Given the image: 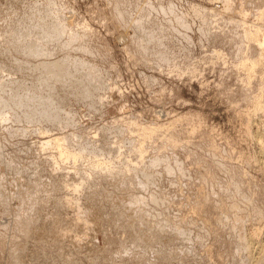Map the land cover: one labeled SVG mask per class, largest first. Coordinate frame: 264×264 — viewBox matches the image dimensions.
<instances>
[{"label": "rangeland", "instance_id": "obj_1", "mask_svg": "<svg viewBox=\"0 0 264 264\" xmlns=\"http://www.w3.org/2000/svg\"><path fill=\"white\" fill-rule=\"evenodd\" d=\"M228 1L0 0V264H264V0Z\"/></svg>", "mask_w": 264, "mask_h": 264}, {"label": "bare ground", "instance_id": "obj_2", "mask_svg": "<svg viewBox=\"0 0 264 264\" xmlns=\"http://www.w3.org/2000/svg\"><path fill=\"white\" fill-rule=\"evenodd\" d=\"M226 1H227V2H230V1H228V0H226ZM237 1H238V0H237ZM239 2H240V1L236 2V4L239 3ZM224 3H226V2H224ZM230 3H231V2H230ZM145 5H146V4H145ZM256 5H257V4H256ZM226 6H227V3H226ZM235 6L237 7V5H235ZM227 7L229 8V6H227ZM43 8H44V7H43ZM225 8H226V7H225ZM237 8H238V7H237ZM44 9H45V8H44ZM194 10H195V8H194ZM229 10H230V9H229ZM225 11H226V10H225ZM162 12H163V11H162ZM210 13H211V12H210ZM212 13H213V12H212ZM13 14H14V13H13ZM213 14H214V13H213ZM3 15H4V14H3ZM48 15H49V14H48ZM57 15H58V14H57ZM228 16H229V15H228ZM230 16H231V15H230ZM231 17H232V16H231ZM231 17H230V18H231ZM8 18H9V17H8ZM8 18H7V19H8ZM42 18H44V17H42ZM57 18H58V17H57ZM0 19H1V18H0ZM45 19H46V18H45ZM66 19H67V18H66ZM228 19H229V17H228ZM3 20H4V19H3ZM3 20H2V21H3ZM38 20H39V19H38ZM41 20H42V19H41ZM43 20H44V19H43ZM61 20H63V18H62ZM68 20H69V19H68ZM68 20H67V21H68ZM242 20H243V17H242ZM58 21H59V20H57V23H53V24H50V23L48 22V23H49V26L46 28V30L49 32V34H50L51 30H52V27H51L50 25H52V26L54 27V24H55V28H57L56 25L61 24V23H58ZM179 21H180V20H179ZM235 21H236V19H235ZM240 21H241V20H240ZM243 21H244V20H243ZM61 22H62V21H61ZM230 22H231V21H230ZM236 22H238V21H236ZM46 24H47V23H46ZM64 24H65V23H64ZM214 24H215V23H214ZM1 25H2V24H1ZM3 25H4V23H3ZM10 25H11V24H10ZM37 25H38V24H37ZM234 25H235V24H234ZM46 26H47V25H46ZM46 26H45V27H46ZM58 26H59V25H58ZM60 26H62V25H60ZM7 27H8V26H7ZM38 27H39V26H38ZM45 27H44V28H45ZM225 27H226V26H225ZM239 27H240V26H239ZM1 28H2V27H1ZM5 28H6V27H5ZM58 28L61 29L62 27H61V28L58 27ZM139 28H140V27H139ZM54 30H55V29H54ZM56 30H57V29H56ZM66 30H67V29H66ZM138 31H139V30H138ZM6 32H7V31H6ZM28 32H29V31H28ZM52 32H53V31H52ZM52 32H51L50 36L52 35ZM130 32H131V31H130ZM144 32H145V31H144ZM254 32H255V31H254ZM2 33H3V32H2ZM43 33H44V32H43ZM46 33H47V32H46ZM54 33H56V35H58V36H59V35L61 36V34H60L61 31H59V30H57L56 32L54 31ZM57 33H58V34H57ZM256 33H257V32H256ZM36 34H37V33H36ZM73 34H74V33H73ZM131 34H132V33H131ZM244 34H247V33H244ZM250 34H251V32H250ZM250 34H249V36H250ZM5 35H6V34H5ZM40 35H42V33H40ZM47 35H48V34H47ZM53 35H55V34H53ZM247 35H248V34H247ZM251 35H252V34H251ZM254 35H255V34H254ZM3 36H4V34H3ZM60 36H59V37H60ZM47 37L50 38L49 36H47ZM59 37H58V38H59ZM253 37H255V36H253ZM58 38H57V40H58ZM245 38H246V37H245ZM32 39H33V38H32ZM61 39H62V36H61V38H60V41H61ZM249 39H250V38H249ZM257 39H258V37H257ZM261 39H262V40H260L261 42H259V43H258V42H255V43H256V44H257V43L259 44V45L257 44L258 47H259L258 49H260V50H261V49L264 50V33H263V36H262ZM22 40H23V39H22ZM36 40H37V39H36ZM36 40L34 41L35 43H36ZM51 40H52V39H51ZM243 40H244V38H243ZM246 40H248V39H245V41H246ZM257 41H258V40H257ZM32 42H33V41H32ZM37 42H38V41H37ZM243 42H244V41H243ZM28 43H29V42H28ZM35 43H34V45H35ZM78 44H79V43H78ZM25 45H27V43H26ZM30 46L33 47V48L37 47L36 45L33 46V43L30 44ZM30 46L28 47V50H30ZM38 46H39V45H38ZM25 48H26V46H25ZM37 48H38V47H37ZM24 51H26V50H24ZM34 51H35V50H34ZM55 51H57V49H56ZM26 52H27V51H26ZM26 52H25V53H26ZM29 53H32V51H31V52L28 51V54H29ZM26 54H27V53H26ZM3 56H4V55H3ZM1 57H2V56H1ZM1 57H0V58H1ZM6 57H7V56H6ZM9 58H10V57H9ZM9 58H8V59H9ZM1 59H2V58H1ZM10 59H11V58H10ZM6 60H7V59H6ZM2 61H3V60H2ZM10 61H11V60H10ZM60 62H62V61H60ZM249 62H251V61H249ZM14 63H15V62H14ZM68 63L70 64L69 61H68ZM246 63H247V62H246ZM45 64H46V63H45ZM48 64H49V63H48ZM8 65H9V63H8ZM64 65H65L64 63H63V64H62V63H61V64H60V63H59V64H49V65L46 64V66H45L44 69H47L46 72H48V73L51 75L50 77L52 78V79H51V78L49 77L48 79H51L52 81H53V79H56V80L59 79V80H60V83H61V82L63 83V81H61V78L63 79L62 76L66 77V76H65V75H66V73H65L66 68L64 67ZM71 65H72V64H71ZM71 65H70V66H71ZM40 66H41V65H40ZM12 67H14V66L12 65ZM6 68H7V67H6ZM9 68H10V67H9ZM41 68H42V67H41ZM11 69H12V68H11ZM14 69H15V68H14ZM15 70H16V69H15ZM23 70H25V69H23ZM44 73H45V72H44ZM73 73H74V72H73ZM30 75H31V74H30ZM47 75H48V74H47ZM47 75H46V76H47ZM48 76H49V75H48ZM29 77H30V76H29ZM32 77H33V76H32ZM32 77H31V78H32ZM44 78H45V77H44ZM46 78H47V77H46ZM64 79H65V78H64ZM32 80H33V79H32ZM45 80H47V79H45ZM56 80L53 81V83L56 82ZM49 81H50V80H49ZM68 81L70 82V80H68ZM68 81H67V82H68ZM50 82H51V81H50ZM40 83H41V82H40ZM44 83H45V82H44ZM44 83H43V84H44ZM53 83H52V84H53ZM65 83H66V81H65ZM49 84L52 85L51 83H49ZM55 84H57V83H55ZM63 84H64V83H63ZM58 85H59V84H58ZM55 86H56V85H55ZM89 89H90V87H89ZM87 91L91 93V90H87ZM92 93H93V92H92ZM49 95H50V94H49ZM1 96H2V95H1ZM56 96H57V95H56ZM56 96H55V98H56ZM48 97H49V96H48ZM48 97H47V98H48ZM51 97H52V96H51ZM61 97H62V96H61ZM16 98H17V97H16ZM37 98H38V97H37ZM44 98H45V97H44ZM47 98H46V99H47ZM63 98H64V97H63ZM97 98H98V97H97ZM34 99H35V98H34ZM34 99H33V100H34ZM50 99H51V98H50ZM2 100H3V99H2ZM2 100H1V101H2ZM51 100H52V99H51ZM89 100H90V99H89ZM4 101H5V99H4ZM13 101H15V100H13ZM30 101H31V100H30ZM34 101H35V100H34ZM48 101H49V100H48ZM91 101H92V100H91ZM97 101H98V99H97ZM6 102H7V101H6ZM9 102H10V101H9ZM41 102H42V101H41ZM58 102H59V101H58ZM67 102H68V101H67ZM93 102H94V101H93ZM93 102H92V103H93ZM99 102H100V101H99ZM26 103H27V102H26ZM33 103H34V102H33ZM62 103H64V102H61V104H62ZM92 103H91V104H92ZM11 104H12V102H11ZM19 104H20V103H19ZM22 104H23V103H22ZM38 104H39V103H38ZM41 104H42V103H41ZM43 104H44V103H43ZM86 104H87V103H86ZM96 104H97V103H96ZM7 105H8V103H7ZM9 105H10V104H9ZM35 105L37 106V104H35ZM39 105H40V104H39ZM47 105H48V104H47ZM63 105H64V104H63ZM15 106H16V105H15ZM15 106H14V107H15ZM42 106H43V105H42ZM65 106H66V105H65ZM65 106H64V107H65ZM9 107H10V106H9ZM11 107H13V106H11ZM25 107H26V106H25ZM39 107H40V106H39ZM47 107H49V106H47ZM52 107H53V106H52ZM5 108H6V107H5ZM16 108H17V107H16ZM20 108H22V107H20ZM49 108H51V107H49ZM0 109H1V108H0ZM38 109H39V108H38ZM44 111H46V109H44L43 112H44ZM41 112H42V111H41ZM35 113H36V112H35ZM54 113H55V112H54ZM5 114H6V113H5ZM46 114H47V113H46ZM48 114H49V113H48ZM52 114H53V113H52ZM52 114H51V115H52ZM49 115H50V114H49ZM55 115H56V114H55ZM46 116H47V115H46ZM57 116H58V115H57ZM31 117H32V116H31ZM52 117H53V116H52ZM55 117H56V116H55ZM65 117H66V116H65ZM57 118H58V117H57ZM51 119H52V118H51ZM70 119H71V118H70ZM70 119H69V120H70ZM6 120H7V119H6ZM56 120L59 121L58 119H56ZM0 121H1V120H0ZM22 121H23V120H22ZM63 122H64V121H63ZM57 123H58V122H57ZM70 123H71V122H70ZM17 124H18V123H17ZM57 126H58V125H57ZM74 127H75V125H74ZM135 127H136V125H135ZM135 127H134V128H135ZM130 128H131V126H130ZM117 130H118V129H117ZM138 130H139V131H136V132H141L140 129H138ZM144 130H145V128H144ZM129 131H131V130H129ZM145 131H146V130H145ZM145 131H144V132H145ZM151 131H152V130H151ZM110 132H111V131H110ZM145 133H146V132H145ZM147 133H148V132H147ZM147 133H146V134H147ZM137 134H139V133H137ZM149 134H150V133H149ZM149 134L147 135L148 137L151 136V135H149ZM109 135H110V134H109ZM139 135H140V134H139ZM141 135H142V133H141ZM120 136H121V135H120ZM144 136H145V135H144ZM147 136H145V137H147ZM140 137H141V136H140ZM140 137H139V138H140ZM148 137H147V138H148ZM257 137H258V136H257ZM141 138H142V137H141ZM141 138H140V139H141ZM258 138H259V137H258ZM258 138H257V144L260 146L259 148H260V150H261V154L263 155V152H262V151L264 150V146L262 145V142L259 141ZM145 139H146V138L142 139V141L145 140ZM150 139H151V137H150ZM253 139H254V138H253ZM255 139H256V138H255ZM62 140H63V142H62ZM62 140H60V139H55V140H53V141H49L48 144L51 143V144L53 145V147H56L55 150L59 151L61 157H62V156H65L64 158H66V159H70V154H71V153L69 154V151H68V150H65V147H63V146H64L66 143H64V142H65L64 139H62ZM115 142H116V140H115ZM144 142H145V141H144ZM147 142H148V141H147ZM63 143H64V144H63ZM111 144H112V143H111ZM116 144H117V143H116ZM120 144H121V143H120ZM138 145H139V144H138ZM138 145H137V146H138ZM141 145H142V144L140 143V146H138L139 149H142V148H140V147H142ZM143 145H144V144H143ZM116 146H117V145H116ZM66 147H67V146H66ZM111 148H112V147H111ZM66 149H67V148H66ZM119 150H120V149H119ZM132 150H133V149H132ZM134 150H138V148H137V149H134ZM67 151H68V152H67ZM98 151H99V150H98ZM70 152H71V151H70ZM128 152H129V151H128ZM138 153H139V152H138ZM73 154H74V153H73ZM81 154H82V152H81ZM89 154H90V153H89ZM97 154H98V153H97ZM139 154H140V153H139ZM71 155H72V154H71ZM74 155H75V154H74ZM141 155H142V154H141ZM83 156H84V155H83ZM263 156H264V155H263ZM81 157H82V156H81ZM137 157H138V156H137ZM71 158H72V157H71ZM74 158H76V157H74ZM74 158H72V159H74ZM140 158H141V156H140ZM161 158H162V157H161ZM161 158H160V159H161ZM76 159H77V158H76ZM88 159H89V158H88ZM88 159H87V160H88ZM80 160H81V158H80ZM84 160H85V159H84ZM89 160H90V159H89ZM89 160H88V162H87V165L85 164V165L87 166L88 171H89V170H90V171H92V170H94V171H101L102 168H104V169H106L105 171L111 172L110 170L107 169V168H109V167H107V166L105 165L104 162H98V161H96L95 159H94V160L92 159L93 161L90 160V162H91V163H90ZM151 160H152V159H151ZM157 160H158V159H157ZM161 160H162V159H161ZM172 160H173V159H172ZM71 161H72V160H71ZM85 161H86V160H85ZM73 162H74V160H73ZM141 162H142V161H141ZM149 162H150V161H148V163H149ZM153 162H154V161H153ZM158 162H160V161H158ZM158 162H157V164H158ZM101 163H102V164H101ZM103 163H104V164H103ZM154 163H155V162H154ZM262 163H264V162H262ZM151 164H152V163H151ZM157 164H156V165H157ZM178 164H179V163H178ZM180 164H181V163H180ZM88 165H89V166H88ZM104 165H105V166H104ZM108 165L110 166V164H108ZM179 166H180V165H179ZM88 167H89V168H88ZM106 167H107V168H106ZM153 167H154V165H153ZM159 167H160V166H159ZM154 168H155V167H154ZM167 168H170V167H167ZM175 168H176V167H175ZM134 169H135V168H134ZM141 169H142V167H141ZM141 169H139V170H141ZM176 169H177V168H176ZM136 170H137V169H136ZM136 170H135V171H136ZM139 170L137 171V172H139V173L135 172V176L138 175L139 180H138L136 177H135V178L138 180V183H139L140 185L145 186L146 182H144V175H143V173L140 172ZM133 171H134V170H133ZM133 171H132V174H134ZM141 171H142V170H141ZM136 173H137V174H136ZM140 173H141V174H140ZM182 173H183V172H182ZM129 178H130V177H129ZM133 178H134V177H133ZM130 179H131V178H130ZM136 179H135V180H136ZM131 180H132V179H131ZM196 180H197V179H196ZM128 181H129V180H128ZM197 181H198V180H197ZM127 186H128V184H127ZM129 186H130V185H129ZM130 187H131V186H130ZM141 188H142V187H141ZM146 188H147V187H145V189H146ZM143 192H144V191H143ZM162 199H163V198H162ZM155 200H156V199H155ZM137 201H138V198H137ZM139 201L142 202V201H141V198H139ZM211 201H212V200H211ZM248 201H249V200H248ZM140 202H138V203H140ZM196 202H197V201H196ZM249 202H250V201H249ZM249 202H248V203H249ZM145 203H146V202H145ZM140 204L142 205L143 203H140ZM225 207H226V206H225ZM144 213H145V212H144ZM144 215H145V214H144ZM141 219H143V218H141ZM178 225H179V224H178ZM178 230H179V229H178ZM180 231H181V230H180ZM182 231H183V230H182ZM177 232L179 233V231H177ZM175 234H176V233H175ZM182 234H183V233H182ZM182 234L179 233L178 235H182ZM182 236H186V234H185V235H182ZM178 237H180V236H178ZM244 241H245V240H244ZM249 243H250V242L248 241L247 244H249ZM243 244H244V243H243Z\"/></svg>", "mask_w": 264, "mask_h": 264}]
</instances>
